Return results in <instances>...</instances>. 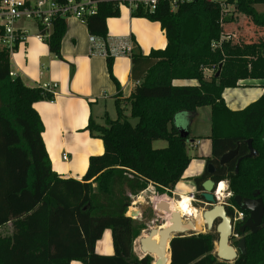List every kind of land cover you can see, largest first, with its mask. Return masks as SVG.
I'll return each instance as SVG.
<instances>
[{
	"label": "trees",
	"instance_id": "16d2710c",
	"mask_svg": "<svg viewBox=\"0 0 264 264\" xmlns=\"http://www.w3.org/2000/svg\"><path fill=\"white\" fill-rule=\"evenodd\" d=\"M122 2L126 3L98 0L97 13L86 20L92 36L107 41V20L120 15ZM225 2L264 30V12L257 8L264 0ZM132 13L160 22L167 46L147 55L133 48L132 78L138 84L129 101L131 118L137 123L124 114L119 100L118 118L108 119V126L91 116L87 129L103 140L105 151L90 157L82 181L62 179L47 151L44 123L34 105L53 100V94L29 87L13 75L10 54L0 52V228L12 222L14 229L11 236L0 238V264H71L73 260L152 264L151 255L139 257L134 252V242L146 226L128 215L131 197L151 184L171 193L182 180L191 163L190 134L182 135L176 117L185 112L195 115L201 107H211L212 155L206 161L216 172L195 177L198 189L213 178L217 184L229 182L235 195L260 192L264 197V93L242 110H232L223 96L227 88L239 87L241 80H264V49L253 56L234 53L236 34L226 32L233 15H225L217 1L179 2L176 10L169 1H161L154 12L140 6ZM66 31V20L57 19L47 41L59 58H63ZM107 53L110 75L117 81L109 48ZM206 70L213 71L210 78ZM178 79L198 84L176 85ZM250 139L258 151L254 157L246 156ZM157 140H166L168 146L155 148ZM236 148L238 157L221 164L220 158ZM107 229L113 232V255L96 252V243ZM216 240L212 232L176 235L171 240V264H215ZM237 264H264V226L248 236L247 253Z\"/></svg>",
	"mask_w": 264,
	"mask_h": 264
},
{
	"label": "crops",
	"instance_id": "0c3cea01",
	"mask_svg": "<svg viewBox=\"0 0 264 264\" xmlns=\"http://www.w3.org/2000/svg\"><path fill=\"white\" fill-rule=\"evenodd\" d=\"M132 12L127 4H120V15L107 20V41L92 36L86 22L74 17L68 18L62 42L63 58L57 57L50 50L48 42L38 37L34 23H21L28 29L29 35L10 57L12 72L29 87L43 88L45 85L57 84L55 101L40 100L34 106L44 123L43 137L53 168L62 179L82 181L90 157L105 151L103 140L92 136L87 129L91 116L97 124L108 126V119L118 118L119 100L124 114L131 118L129 98L138 82L132 78L131 55L119 53L118 50L128 45L132 49L139 48L147 55L152 50L165 49L167 46L166 33L160 22L134 16ZM107 48L114 57L113 74L117 81H114L108 69ZM210 71L206 70L207 77ZM174 83L197 85L198 81L178 79ZM263 93L264 80L246 79L239 82V87L227 88L223 96L232 110H242L258 100ZM200 116L201 108H198L195 115L181 113L176 117V124L191 137L193 123ZM164 141L157 140L154 146L158 143V147L165 148ZM189 143L193 146L189 147L191 163L179 183L184 184L182 191L192 195L195 191H191V187L195 189L193 179L203 174L206 158L212 155V140L210 137L202 140L192 138ZM65 152L68 153L67 159L63 158ZM129 209L130 213L138 212L134 216L141 212L139 207L132 206ZM13 230V224L9 222L0 228V238L11 236ZM136 244L135 241L134 252L138 255ZM96 252L101 255L115 253L111 229L105 230L96 243ZM71 264L84 263L73 260Z\"/></svg>",
	"mask_w": 264,
	"mask_h": 264
},
{
	"label": "water",
	"instance_id": "95a60500",
	"mask_svg": "<svg viewBox=\"0 0 264 264\" xmlns=\"http://www.w3.org/2000/svg\"><path fill=\"white\" fill-rule=\"evenodd\" d=\"M221 67L217 73V75L221 72ZM183 136H187L188 133L182 132ZM250 153L247 155L248 157H254L258 155V151L253 147L252 139L248 141ZM239 152V148L230 150L225 153L221 158V164H225L229 162L232 158H234ZM241 159L237 164L236 170H239V164ZM215 170L213 164L209 166V172L213 173ZM203 192H202V200L199 199L200 203H205L211 206L208 209L203 211V219L205 224L209 229H212L215 221L218 218L222 219V222L217 226L219 232V240H218V257L222 260L231 261L234 260L238 253L234 246L230 243V238L232 235V220L228 215L226 208L223 204H220L218 201V197L216 195L218 184L215 183L212 179H207L202 184ZM215 192V193H214ZM236 202L239 206H241L244 210H250L251 217L248 223L245 225H251L254 231L256 225H258L262 221L263 215V200L262 199H251V198H243L240 195L235 197ZM147 207H150L147 205ZM154 211L157 214L160 213H170V224L162 229H158L153 227L150 229L149 233L146 236L141 237L140 239V247L142 252L147 255H156L155 262L153 264H171L172 254H171V240L178 234H183L189 231H196V224L193 220H189L186 223L183 222L182 216L178 211H171L170 205L161 201L154 205ZM140 216V213L137 217ZM159 234V240L155 239V235ZM204 233V232H201ZM239 247L246 253V242L245 239L239 243ZM234 264V263H233Z\"/></svg>",
	"mask_w": 264,
	"mask_h": 264
},
{
	"label": "built area",
	"instance_id": "2783aa9c",
	"mask_svg": "<svg viewBox=\"0 0 264 264\" xmlns=\"http://www.w3.org/2000/svg\"><path fill=\"white\" fill-rule=\"evenodd\" d=\"M161 1H169L172 10H176L179 2L192 0H124L132 11L143 6L150 12H154ZM213 1L219 2L227 15L225 7L229 4L225 0ZM97 11L98 0H0V52H7L11 56L26 41L29 31L21 25L22 22L34 23L38 37L47 42L57 19L67 20L74 17L86 22L88 16L96 14ZM91 39L95 41L94 37ZM132 51V47L128 45L118 50L119 53L130 55ZM43 89L53 94L54 99L51 101H55L58 94L57 84L45 85ZM63 158L67 159L68 153H63Z\"/></svg>",
	"mask_w": 264,
	"mask_h": 264
},
{
	"label": "rangeland",
	"instance_id": "374dc122",
	"mask_svg": "<svg viewBox=\"0 0 264 264\" xmlns=\"http://www.w3.org/2000/svg\"><path fill=\"white\" fill-rule=\"evenodd\" d=\"M226 1V0H225ZM227 10V15L231 16L233 15V22L230 23V25H227L226 32H233L236 34V36H233L232 42L234 46V53L236 55H247V56H253L257 53L259 49H264V30L256 28V26L253 24L252 20L244 15H240L237 7L235 5L229 4L225 7ZM258 10L260 12H264V5H259ZM240 15V16H239ZM229 37V35H227ZM210 73V74H209ZM213 74V71L208 72V78L211 77ZM132 124L137 123V119L135 118H129ZM196 121L193 123V129H192V135L189 139V141L192 138L196 139H207L211 135V107L205 106L201 107V116L200 119H195ZM168 145L167 141H164L163 147H166ZM190 145V146H189ZM158 143L154 146L155 148H160ZM188 146L191 147V143H188ZM193 148V146L191 147ZM190 150V149H189ZM187 181V180H183ZM184 190V184L179 183L175 187L172 188L171 193L170 190H166V192H160L156 189L154 185H150L147 190L141 192L139 195H133L132 198V206L139 207L140 209V216H134L132 215V212L130 213V209L128 210V215L133 217L134 219H138L141 223H143L146 226V229H144L140 236L135 240L138 245H140V239L141 237L145 236V234H148L150 229L153 227L160 228L164 224L170 223V213H160L157 214L154 211V205L157 204L153 198L160 196H167L168 198H171L170 201H165L170 205L171 211L173 210V204L176 202L177 199H179L180 194H186L191 197H193L190 194H187L186 192L182 191ZM195 190L193 187H191V191ZM194 198V197H193ZM143 200L142 202H139ZM195 200V199H194ZM162 201V200H161ZM160 201V202H161ZM159 202V203H160ZM137 203V204H136ZM150 204V207H147V204ZM194 206L197 209H201V211L210 208L211 206L205 204V203H198L194 202ZM193 221H196L195 218H192ZM219 225V222H215L212 229H209L207 225L205 224L202 229H198L196 231H189L185 232L183 234H191L192 232L195 234H200L201 232H216V227ZM149 230V231H148ZM144 234V235H143ZM137 245V244H136ZM135 246V242H134ZM218 241L215 242V251L217 250ZM138 250V249H137ZM139 257H143L145 254L143 252H137ZM153 257V263L155 262V256L151 255ZM152 263V264H153Z\"/></svg>",
	"mask_w": 264,
	"mask_h": 264
},
{
	"label": "flooded vegetation",
	"instance_id": "af4514ba",
	"mask_svg": "<svg viewBox=\"0 0 264 264\" xmlns=\"http://www.w3.org/2000/svg\"><path fill=\"white\" fill-rule=\"evenodd\" d=\"M249 153H250V150H249ZM237 157H238V154L234 158H232L230 161L234 160ZM240 159L242 160V157H239V160ZM211 164L212 163H207V161H206V168H205L203 174L205 173V171H207L211 175L215 174V172H216L215 166H214V168H215L214 172L213 173L209 172V166ZM209 179H212L214 181L213 178H209ZM225 182L227 183V190L225 192V195H226L225 196V200L223 202H221L220 200H218V201H219L220 204H223L225 206L228 215L231 217V220H232L231 221L232 222V235H231V238H230V243L236 249V251L238 253V256L234 260L226 261V260H222V259H220L218 257V251L217 250L216 251L214 250L213 253L216 254V256H217V261H216L215 264H233V263L237 264L238 258L242 254H246L247 253V238H248V236L251 233H257L264 226V197L260 194V192H254L251 196L243 197V198L262 199L263 200L262 221L258 225H256L254 227L256 229V231H254V229L252 228V226L250 224L245 227V225L248 223V221H249V219L251 217L250 210H244L241 206H239L237 204L236 199H235V197L237 195H235L234 192L231 190L229 182H227V181H225ZM194 183H195V191L192 194L194 199H195L194 202L200 203L199 199L202 200L203 198H199V196L202 195L203 190H199L198 189V186H197V183L195 182V180H194ZM215 222H219V224H220L222 222V219L218 218ZM214 234L217 235V241H218L220 234L218 232L217 227H216V232H214ZM242 239H245V242H246V253H243V251L239 247V243L242 241Z\"/></svg>",
	"mask_w": 264,
	"mask_h": 264
},
{
	"label": "bare ground",
	"instance_id": "6f19581e",
	"mask_svg": "<svg viewBox=\"0 0 264 264\" xmlns=\"http://www.w3.org/2000/svg\"><path fill=\"white\" fill-rule=\"evenodd\" d=\"M227 190V186H226V183L225 182H222L220 184H218V189H217V192H216V195L218 197V200H220L221 202H223L225 200V192ZM143 200L140 199L139 202H142ZM194 198L189 196V195H186V194H180L179 195V199L176 200V202L173 204V210L172 211H178L180 212L181 216H182V220L184 223H186L187 221L189 220H192V218H195L196 221L195 224H196V228L198 229H202L203 226L205 225V221L203 219V210L201 211V209H197L195 206H194ZM147 205H150L149 203ZM138 212L136 211H133L132 212V215H136ZM140 213V212H139ZM170 224V223H169ZM169 224H164L163 226H161L160 228L158 229H162L166 226H168ZM149 231V230H148ZM144 235V234H143ZM147 234H145L146 236ZM155 239L156 240H159L160 236L159 234L157 233L155 236ZM137 251L138 252H142L141 250V247L140 245H138L137 243ZM155 256V259H156V255L154 254Z\"/></svg>",
	"mask_w": 264,
	"mask_h": 264
}]
</instances>
